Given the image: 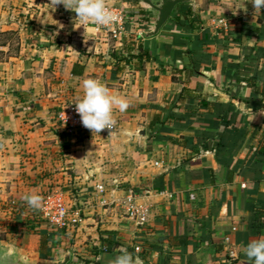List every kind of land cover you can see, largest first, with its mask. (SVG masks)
<instances>
[{
	"label": "crops",
	"instance_id": "0c3cea01",
	"mask_svg": "<svg viewBox=\"0 0 264 264\" xmlns=\"http://www.w3.org/2000/svg\"><path fill=\"white\" fill-rule=\"evenodd\" d=\"M104 2L125 13L120 40L52 0H0V33L21 38L16 49L0 44V258L70 252L68 264H111L126 249L142 264H251L243 248L264 237L248 228L253 216L264 220V73L263 82L245 79L264 66V33L242 34L241 26L264 27V9L254 12L251 0H191L147 39L140 1ZM187 8L198 29L175 23L188 19ZM124 43L150 61H118ZM191 59L197 75L183 71ZM86 78L129 107L114 111L111 130L70 135L55 115L82 95ZM183 88L229 111L219 126L208 118L213 125L170 134L186 138L185 147L153 141L156 109ZM185 105L201 110L198 100ZM27 194L41 197L39 209L28 207ZM58 197L80 209L76 228L42 219L45 202ZM105 232L116 233L114 252L95 255L90 248H100Z\"/></svg>",
	"mask_w": 264,
	"mask_h": 264
},
{
	"label": "trees",
	"instance_id": "16d2710c",
	"mask_svg": "<svg viewBox=\"0 0 264 264\" xmlns=\"http://www.w3.org/2000/svg\"><path fill=\"white\" fill-rule=\"evenodd\" d=\"M133 4L138 5L139 0H129ZM186 16L188 19H185L181 21L180 19H176L175 23L181 27L185 31H192L194 29L199 28V18L197 15L192 14L190 8L186 9ZM190 18V19H189ZM242 34H247V32H252L254 34L261 35L264 33V27L260 28H254L251 30H247L246 27L241 26ZM131 43H124L122 47V53H126L125 56L121 54V57L117 56L118 61H122L123 64H127L129 59L134 58L137 61L141 62H148L150 61V56L147 51H145L141 46H137L138 53L137 55H132V49ZM121 53V52H120ZM137 69H140V67H136ZM183 71L187 75H197L198 74V68L195 65V60L191 59L190 65L188 68H184ZM264 73V66L260 71H254L250 78L245 79L246 82L253 81H262L261 75ZM263 82V81H262ZM190 100H198L199 103V109H192L185 105L187 101ZM227 106L225 104H222L218 101L210 102L205 99H203L199 94H196L195 91L191 89L183 88L181 91L176 95H169L164 100V107L158 108V113L153 116L152 120L149 123V129L151 131V137L153 141H167L173 145H177L180 147L186 146V138L184 137H173L170 134H172L175 131H186L190 130L191 125L194 122H197L201 125H213V123H209L207 120L208 118H216L218 119V123H216L218 126L220 124L219 119H222L225 117L224 113H227L229 111ZM175 108H179L181 110L180 113H176L173 110ZM206 120V121H205ZM205 122V123H204ZM226 123L223 122L222 126L226 127ZM155 128V129H154ZM154 129V130H153ZM163 136V137H159ZM221 145L220 142L216 144V151ZM259 217V218H258ZM253 216L250 223H249V230L250 232H254V234H258L260 229H264V220L260 218L261 216ZM102 237L99 239V249L90 248V250L95 255H111L113 254V249L116 246V244L113 242L114 237L116 236V233L114 232H105L100 234ZM104 236V237H103Z\"/></svg>",
	"mask_w": 264,
	"mask_h": 264
},
{
	"label": "clouds",
	"instance_id": "9594fccd",
	"mask_svg": "<svg viewBox=\"0 0 264 264\" xmlns=\"http://www.w3.org/2000/svg\"><path fill=\"white\" fill-rule=\"evenodd\" d=\"M250 4L253 11L260 15L264 9V0H251ZM56 5H62L64 9L74 13L75 20L81 23L106 26L114 20V14L104 0H52V6ZM79 86L82 95L77 97L73 106L81 126L97 135L102 130H111L116 123L114 111L124 112L129 107L128 101L111 93L103 83L93 78L83 79ZM22 199L31 209H39L41 206L39 195L27 194ZM243 255L251 264H264V237L249 242L243 248ZM111 264H142V261L124 249L111 260Z\"/></svg>",
	"mask_w": 264,
	"mask_h": 264
},
{
	"label": "built area",
	"instance_id": "2783aa9c",
	"mask_svg": "<svg viewBox=\"0 0 264 264\" xmlns=\"http://www.w3.org/2000/svg\"><path fill=\"white\" fill-rule=\"evenodd\" d=\"M108 8L114 14L113 22L106 26L97 25V28L105 31L111 38L120 40L125 34V13L121 9ZM55 117L59 125L70 135L87 131V129L81 126L79 116L76 114L73 104L60 108ZM98 189L101 191L102 187H98ZM40 214L42 219L59 229H74L81 221L80 209L68 207L59 197L48 199L41 208ZM143 220L141 218L140 223H143Z\"/></svg>",
	"mask_w": 264,
	"mask_h": 264
},
{
	"label": "water",
	"instance_id": "95a60500",
	"mask_svg": "<svg viewBox=\"0 0 264 264\" xmlns=\"http://www.w3.org/2000/svg\"><path fill=\"white\" fill-rule=\"evenodd\" d=\"M149 15L148 30L143 33L145 38H152L158 34L169 18L173 17L181 5L191 3V0H139ZM70 252H66L60 259H45L38 256H28L22 260L18 255L0 258V264H68Z\"/></svg>",
	"mask_w": 264,
	"mask_h": 264
},
{
	"label": "rangeland",
	"instance_id": "374dc122",
	"mask_svg": "<svg viewBox=\"0 0 264 264\" xmlns=\"http://www.w3.org/2000/svg\"><path fill=\"white\" fill-rule=\"evenodd\" d=\"M23 23L26 25V28H28V29L30 28V26H32L31 22L27 21V22H23ZM30 31L33 32L34 29L31 28ZM20 39L21 38H20V35L18 34V32L10 31V32L0 33V44L1 45H7L8 44L9 47L12 49L17 48L16 44H17V42H19Z\"/></svg>",
	"mask_w": 264,
	"mask_h": 264
}]
</instances>
